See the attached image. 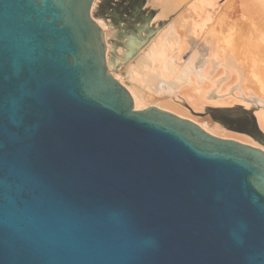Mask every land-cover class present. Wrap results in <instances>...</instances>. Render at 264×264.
Returning <instances> with one entry per match:
<instances>
[{"label":"water","instance_id":"water-1","mask_svg":"<svg viewBox=\"0 0 264 264\" xmlns=\"http://www.w3.org/2000/svg\"><path fill=\"white\" fill-rule=\"evenodd\" d=\"M93 2L0 0V264H264V151L135 111Z\"/></svg>","mask_w":264,"mask_h":264},{"label":"bare ground","instance_id":"bare-ground-1","mask_svg":"<svg viewBox=\"0 0 264 264\" xmlns=\"http://www.w3.org/2000/svg\"><path fill=\"white\" fill-rule=\"evenodd\" d=\"M99 1L93 2L91 18L103 33L108 72L129 92L135 111L156 107L211 135L264 151L250 139H235L219 126L190 116L212 108L252 109L257 128L264 135V0H258L255 8L259 17L224 16V8L223 16L203 18L200 23L196 15L202 11V0H139L143 8L156 13L155 27L160 23L166 26L141 51H134L136 55L122 72L125 82L109 58L110 24L93 15ZM208 7L213 10L219 6ZM185 104L187 108H183Z\"/></svg>","mask_w":264,"mask_h":264},{"label":"rangeland","instance_id":"rangeland-1","mask_svg":"<svg viewBox=\"0 0 264 264\" xmlns=\"http://www.w3.org/2000/svg\"><path fill=\"white\" fill-rule=\"evenodd\" d=\"M202 11L196 15L197 22L200 23L203 18H215L231 14L237 18H247L248 16L259 17L255 10L260 3L258 0H202ZM139 4V5H138ZM219 6L210 10L208 6ZM225 8V10H224ZM224 10V11H223ZM209 11V13H205ZM155 12L151 9L143 8L139 0H101L97 3L93 15L105 23L110 24L111 37L108 39L109 58L112 66L120 74L123 82L126 80L124 71L125 67L136 55V49L140 50L151 41L166 24H159L155 27L153 18ZM149 40V41H148ZM204 44H201V49ZM131 55V56H130ZM190 55L184 57L188 59ZM129 59V60H128ZM120 65V66H119ZM199 71L201 67H197ZM186 90V89H183ZM182 109L180 105L174 104ZM183 106V105H182ZM183 108H187L185 104ZM189 112L192 110L189 109ZM206 113H191L190 116L201 122L208 121V125H217L224 134L234 135L240 139L251 140L261 147H264V135L257 128L253 117L252 109L245 111L242 107L234 108H212L207 109ZM206 119V120H205ZM201 120V121H200ZM255 127V128H254Z\"/></svg>","mask_w":264,"mask_h":264}]
</instances>
